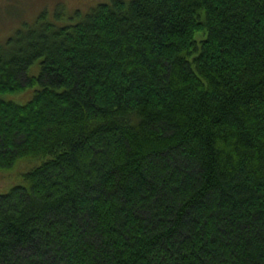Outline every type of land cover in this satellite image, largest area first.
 <instances>
[{
	"label": "trees",
	"instance_id": "obj_1",
	"mask_svg": "<svg viewBox=\"0 0 264 264\" xmlns=\"http://www.w3.org/2000/svg\"><path fill=\"white\" fill-rule=\"evenodd\" d=\"M19 159L0 264H264V0L24 24L0 43V170Z\"/></svg>",
	"mask_w": 264,
	"mask_h": 264
},
{
	"label": "rangeland",
	"instance_id": "obj_2",
	"mask_svg": "<svg viewBox=\"0 0 264 264\" xmlns=\"http://www.w3.org/2000/svg\"><path fill=\"white\" fill-rule=\"evenodd\" d=\"M107 0H0V43L11 37L24 24L31 25L42 14L46 20L58 25L72 24L80 20L98 3ZM128 1V0H126ZM56 15H61L58 17ZM196 39H200L199 34ZM39 73V60L28 68L29 76ZM37 86L28 88L23 94H8L7 100L24 104L33 95ZM6 100V98H3ZM34 159H19L11 168L0 170V194L6 193L16 184L21 183V174L33 167Z\"/></svg>",
	"mask_w": 264,
	"mask_h": 264
}]
</instances>
